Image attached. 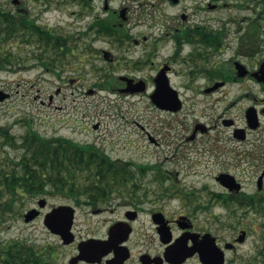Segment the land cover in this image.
<instances>
[{"label": "rangeland", "instance_id": "rangeland-1", "mask_svg": "<svg viewBox=\"0 0 264 264\" xmlns=\"http://www.w3.org/2000/svg\"><path fill=\"white\" fill-rule=\"evenodd\" d=\"M232 1L242 7L222 8L218 13L206 11L204 15L222 20L236 17L239 20L246 16H256L261 11L260 8L255 11L246 0H241L242 3L240 0ZM112 2L115 8L127 4L136 10L135 6L138 5L131 0ZM141 2L155 5L151 10H156L161 19L166 16L175 17L183 11V5L174 7L168 0ZM4 3H7L10 10L17 12L12 0ZM94 6L100 8L101 3L96 1ZM20 7L26 9L29 17L35 18L38 25L48 27L58 35L67 36L75 54L69 52L62 60L63 65L59 63L57 69H48L37 60L36 54L41 51L37 44L25 42L20 47L11 45L10 49L22 57L24 63L18 68L10 69L11 66L0 72V90L11 95L9 99L0 102V126L7 127L17 140L28 132L36 131L50 140L62 137L79 144L95 145L113 160L121 158L135 163L138 166L133 167L136 179H179L186 192L195 191L193 197H187L189 204L194 201L207 202L209 191L217 188V173L225 168H229L231 173L243 181L250 192L256 191V181L264 172V133L259 132V135L254 132L251 139L244 143L229 141L233 145L229 161L216 160V148L225 144L230 132L222 130L219 133V130H214L209 134L197 133L191 139L195 121L211 123L216 117L212 104L205 101L207 98H203L200 104L188 103L183 111L171 115L158 110L145 95L122 94L117 91L120 75L133 71L145 75L149 70L137 72L140 70L126 67L125 60L141 58L138 54L127 53L120 63H110L104 59L98 51L100 48L111 50L119 57L118 50H114L115 46L109 39L96 42L94 49L88 51L83 45L85 40H78L81 46H75L77 41H73V38L83 35L88 27L90 14H80L85 11V6L66 0H21ZM236 26L232 24L230 27L235 30ZM138 30L148 31L145 28ZM131 32L136 33V30L132 29ZM151 138L155 139V143ZM20 155L17 147L0 138V168ZM205 187L208 191L204 190ZM45 197L48 202L43 214L60 205L73 206V201L64 195L48 194ZM39 199L41 197L28 199L23 202L25 204L22 208L6 214L3 223L0 222V242L20 241L37 247L54 264H68L77 253L75 245H63L60 238L46 228L44 215L30 223L24 221V213L38 208L36 202ZM176 204L179 205V200H176ZM84 209L78 210L75 221L76 232L84 238L91 234H104L105 224L117 220L121 214L107 212L88 216ZM235 209V204L229 202L228 207L218 205L211 215L216 218L221 235L232 234L240 227L249 229L248 239L238 248L234 263L245 264L249 257L257 254L262 244L264 219L252 207L237 212ZM191 210L187 209L189 212ZM196 216L198 226L207 228V214L200 212ZM145 231L149 230H137L132 241L139 239ZM149 236H155L153 229L149 231ZM152 239L159 246L158 241ZM133 250L136 256L139 247L133 245ZM130 261L129 264H134L135 257Z\"/></svg>", "mask_w": 264, "mask_h": 264}, {"label": "flooded vegetation", "instance_id": "flooded-vegetation-1", "mask_svg": "<svg viewBox=\"0 0 264 264\" xmlns=\"http://www.w3.org/2000/svg\"><path fill=\"white\" fill-rule=\"evenodd\" d=\"M96 1L101 3L100 8L94 6ZM112 1L114 0H89L88 5L83 8L85 11L80 13L90 14L88 27L83 35L75 38L77 41L75 46H81L78 40H85L83 45L88 51L94 49L96 42L109 39L115 46L114 50H118L119 57L111 50L100 48L98 51L104 59L107 55L106 60L110 63H120L127 53L141 56L139 59L125 60L126 67L140 70L137 72L144 69L149 72L138 75L133 71L120 75L117 91L128 96L145 95L158 110L171 115L183 111L188 103L200 104L203 98H207L205 101L212 104L216 117L211 123L195 121L191 139L195 138L197 133L209 134L214 130L216 132L219 130V133H222V130L230 132L224 141L225 144L216 148V160L229 161L233 150V145L228 143L229 141L244 143L251 139L254 132H258L259 135H261L259 132L264 133L262 131L264 81L259 79L262 74L256 75L264 65V15L246 16L239 20L236 17L222 20L219 17L205 16L204 13L206 11L218 13L222 8L242 6L232 0H168L174 7L183 5V11L175 17L166 16L161 19L156 10H151L155 5L148 2L131 0L138 3L135 6L137 9L133 10L127 4L115 8ZM121 11L124 12L123 15ZM105 23H111L113 29L111 33L104 32L102 25ZM232 24L237 25L235 30L230 27ZM139 28L148 31L138 30ZM132 29H135L136 33L131 32ZM162 73L181 102L182 106L178 111L160 108L154 104L158 88L156 82ZM125 78L134 80L132 84H135L128 92H126L128 80ZM137 83L141 85L137 86ZM111 88L115 90L114 87ZM251 111L259 120L257 128H252L247 120ZM151 141L155 143L154 138H151ZM118 161L122 164L129 162L121 158ZM220 175H230L237 179L240 190L226 188L217 180ZM260 177L264 179V172L258 179ZM121 180L124 184L118 191L94 193L96 200H85L83 204L72 202L76 211L75 221L78 210L83 208L88 216H98L107 212L121 213L117 220L105 224L106 230L102 235L91 234L84 238L76 232L74 224L76 240L72 245L76 246L77 252L81 242L90 239L108 241L111 232L114 234L118 231L116 237L124 240L117 248L127 247L130 252V258L125 264H129L133 257L134 264H206L201 253L190 248L195 243L202 242L209 234L210 239L215 240L216 246L223 251L224 264H234L238 248L248 239L249 229L240 227L232 234L221 235L216 218L211 214L218 205L228 207L229 202L235 204L237 212L250 209L253 201L258 204L264 200V181L261 185L256 181V191L250 192L246 184L231 173L229 168L217 173L215 179L217 188L209 191L207 202L194 201L191 204L187 197L188 195L193 197L195 191L186 192L179 179ZM116 196L119 198L116 199ZM176 200H179V205L176 204ZM175 208L180 212H176ZM188 208L192 210L189 212ZM200 212L208 216V227L205 229L198 226L196 215ZM139 229L149 231L153 229L155 236L150 237L149 231H145L139 239L132 241ZM127 231L129 234H126ZM242 233L246 236L243 243H240L238 238ZM152 238L158 241L159 246ZM168 238L170 239L168 243L163 242V239ZM180 239L187 248L184 255L175 260L166 259L167 248ZM133 245L139 247L136 256ZM77 255L78 253L71 258ZM115 256L116 250L113 248L101 264H106L105 261ZM77 264L92 263L79 261Z\"/></svg>", "mask_w": 264, "mask_h": 264}, {"label": "trees", "instance_id": "trees-1", "mask_svg": "<svg viewBox=\"0 0 264 264\" xmlns=\"http://www.w3.org/2000/svg\"><path fill=\"white\" fill-rule=\"evenodd\" d=\"M66 1L79 2L83 6H87L89 2ZM4 2L6 0H0V72L11 66L13 67L10 69L18 68L24 63L22 57L10 49L12 44L19 47L25 42L37 44L41 49L36 54L37 60L48 69H57L59 63L63 65L62 60L69 52L75 54L67 36L58 35L52 29L38 25L35 18L32 19L25 12L10 10ZM240 2L242 3L241 0ZM246 2L252 4L255 11L260 8L259 15L264 14V0ZM102 27L106 33L113 30L111 23H105ZM0 138L21 152L16 160L0 168L2 223L8 212L22 208L25 204L23 202L28 199L60 194L77 204H83L85 200H96L94 193L120 190L124 184L121 179H136L133 167L138 166L135 163L122 164L113 160L95 145L79 144L62 137L50 140L36 131L28 132L17 140L7 127L2 126ZM254 202H251V207L263 215L264 219V200L258 204ZM45 256L37 247L20 241L5 244L0 242V264H54ZM245 264H264V235L257 254L249 257Z\"/></svg>", "mask_w": 264, "mask_h": 264}, {"label": "water", "instance_id": "water-1", "mask_svg": "<svg viewBox=\"0 0 264 264\" xmlns=\"http://www.w3.org/2000/svg\"><path fill=\"white\" fill-rule=\"evenodd\" d=\"M13 3L15 5H18L20 3V0H13ZM124 11V10H123ZM122 12V15L124 12ZM107 57V55H105ZM262 74L263 76L259 78L264 81V65L260 69V72L256 75ZM128 89L126 92H128L131 86L135 85L132 84L134 81L132 79H128ZM157 92L154 98V104H156L160 108H170L172 110L178 111L181 108V102L177 98V95L175 94L165 77V75L162 73L160 77L157 80ZM141 85L140 83L136 84ZM133 90V89H132ZM134 92V90L132 91ZM10 98V94L6 93L4 91L0 90V102H4L5 100ZM249 124L252 128L258 127V119L253 111H251L248 114L247 117ZM218 181L221 182L226 188H229L230 190H240V185L236 182V179H234L230 175H220L217 178ZM259 185L263 182V177H260V179L257 181ZM38 206L39 209L34 208L25 213L24 220L26 223H29L36 218H38L41 214L40 210L46 207L47 201L46 199L39 200ZM75 221V210L71 206H59L56 208H53L50 212H48L45 215L44 218V224L46 228L52 233L56 234L60 237L62 243L64 245H70L72 242L75 241V235L73 233V226ZM116 229V228H115ZM118 230V229H117ZM126 234H129V231L126 232ZM118 231H115L113 234L111 232L110 239L105 240H97V239H90L86 241H83L78 246V255L71 259L69 264H77L79 261H86L87 263L92 264H101L103 261V258L107 256L113 248L116 250V256L115 258L105 261L106 264H124L125 260H128L130 257V253L127 247H121L117 248V245H119L121 242H123L124 239L117 238ZM245 234L242 233V235L239 237L238 241L242 242L245 240ZM210 235L208 234L205 236L204 240L199 243H195L192 248H190L193 251H199L201 253V256L206 262V264H224L225 263V257L223 256V251L216 246L215 240L210 239ZM170 239H163V242L168 243ZM187 250L185 244L183 243V240L180 239L177 242H175L173 245H170L167 248L166 252V259L169 260H175L179 258L180 256L184 255V252Z\"/></svg>", "mask_w": 264, "mask_h": 264}]
</instances>
